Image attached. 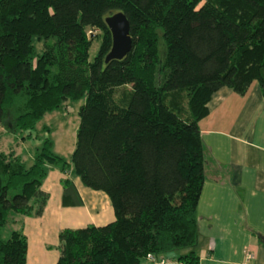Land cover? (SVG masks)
Masks as SVG:
<instances>
[{"label":"trees","instance_id":"obj_1","mask_svg":"<svg viewBox=\"0 0 264 264\" xmlns=\"http://www.w3.org/2000/svg\"><path fill=\"white\" fill-rule=\"evenodd\" d=\"M115 12L128 23L130 48L104 63L103 19ZM33 38L52 39L34 63ZM253 81L264 99V0H0V127L28 137L61 103L84 99L69 162L47 138L29 167L0 152V228L10 213L41 215V182L55 168L104 193L114 215L104 226L59 231L55 264H142L181 250L180 264H198L197 123L213 92L241 96ZM62 184L64 199L71 185ZM26 248L11 231L0 239V264H25Z\"/></svg>","mask_w":264,"mask_h":264},{"label":"crops","instance_id":"obj_2","mask_svg":"<svg viewBox=\"0 0 264 264\" xmlns=\"http://www.w3.org/2000/svg\"><path fill=\"white\" fill-rule=\"evenodd\" d=\"M206 109L197 123L203 182L195 207L197 235L192 251L198 264H264V99L253 81L241 96L224 87L216 90ZM53 169L41 182V190L48 194L41 215H19L11 229L26 239L25 264H55L57 235L63 229L114 221L104 193L83 187L69 172ZM64 180L71 188L62 199ZM182 251L157 261L180 264L177 258L187 252ZM247 251L252 259L245 263Z\"/></svg>","mask_w":264,"mask_h":264},{"label":"rangeland","instance_id":"obj_3","mask_svg":"<svg viewBox=\"0 0 264 264\" xmlns=\"http://www.w3.org/2000/svg\"><path fill=\"white\" fill-rule=\"evenodd\" d=\"M101 35L98 34L90 40L89 49L87 51V60L91 62L99 47ZM44 43H52V39H32L33 59L40 54ZM163 55L162 42L159 46V56ZM115 98L122 96V89L115 91ZM84 99L78 101H66L51 113L45 114L36 124L30 136L27 133L9 132L0 127V152L12 154L20 158L25 167L32 164L34 157L39 153L42 139L47 138L52 143L51 152L57 157L69 162L71 152L74 147V135L78 125V108L83 104ZM47 128L44 131L43 128ZM55 170V169H53ZM55 197L54 190H51V200ZM20 216L10 213L7 223L0 228V239L5 240L11 229H14V222L19 220ZM181 252H183L181 250Z\"/></svg>","mask_w":264,"mask_h":264},{"label":"water","instance_id":"obj_4","mask_svg":"<svg viewBox=\"0 0 264 264\" xmlns=\"http://www.w3.org/2000/svg\"><path fill=\"white\" fill-rule=\"evenodd\" d=\"M103 24L110 35V48L104 63L122 59L130 48L128 23L124 15L121 12L109 14L103 19Z\"/></svg>","mask_w":264,"mask_h":264},{"label":"built area","instance_id":"obj_5","mask_svg":"<svg viewBox=\"0 0 264 264\" xmlns=\"http://www.w3.org/2000/svg\"><path fill=\"white\" fill-rule=\"evenodd\" d=\"M92 34H95V32L94 31L93 32H88L87 33V36L92 35ZM250 259H252V254H250L248 251L245 252V254H244V261H245V263L247 261H249ZM145 260L147 262L151 263V264H162V261L155 260L151 255H147L145 257Z\"/></svg>","mask_w":264,"mask_h":264}]
</instances>
